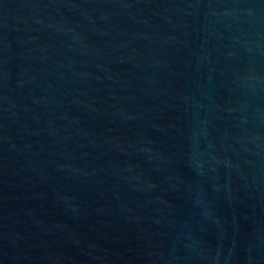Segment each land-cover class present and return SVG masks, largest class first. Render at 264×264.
<instances>
[{
	"label": "water",
	"instance_id": "95a60500",
	"mask_svg": "<svg viewBox=\"0 0 264 264\" xmlns=\"http://www.w3.org/2000/svg\"><path fill=\"white\" fill-rule=\"evenodd\" d=\"M0 264H264V0H0Z\"/></svg>",
	"mask_w": 264,
	"mask_h": 264
}]
</instances>
